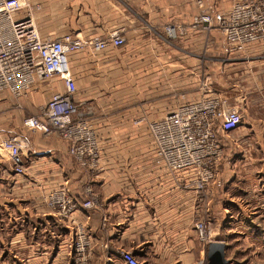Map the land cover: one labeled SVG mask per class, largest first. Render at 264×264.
Segmentation results:
<instances>
[{"label": "crops", "instance_id": "crops-1", "mask_svg": "<svg viewBox=\"0 0 264 264\" xmlns=\"http://www.w3.org/2000/svg\"><path fill=\"white\" fill-rule=\"evenodd\" d=\"M20 1L34 13L42 39L70 35L99 43L70 54L69 62L74 99L101 145L100 169L84 175L63 141L22 124L64 91L59 77L36 79L17 102L1 93L0 142L19 137L25 148L21 175L0 149V264H72L74 221L91 237L92 264H122L120 251L141 264L207 263V247L194 230L200 219L210 223L213 242L225 245L228 264H264V186L238 172L239 163L249 164L236 151L240 145H225L232 155L225 154L217 168L222 187L202 200L185 188L189 173L171 174L156 155L146 125L172 112L182 97L194 102L206 95L207 53H213L212 83L227 88L230 79V91L215 86L213 96L248 116L253 102L264 101V84L257 90L252 84L264 78V47L233 55L216 30H191L198 0ZM203 1L221 7L217 0ZM167 27L175 29V38ZM115 33L124 37L123 46L110 43ZM246 131H264V122L249 123ZM257 179L264 182V174ZM87 184L95 206L84 211L79 205ZM57 190L78 204L74 220L61 219L46 205Z\"/></svg>", "mask_w": 264, "mask_h": 264}, {"label": "built area", "instance_id": "built-area-1", "mask_svg": "<svg viewBox=\"0 0 264 264\" xmlns=\"http://www.w3.org/2000/svg\"><path fill=\"white\" fill-rule=\"evenodd\" d=\"M198 11L192 16L190 29L208 34L216 30L233 55L244 53L251 45L264 47V0H235L227 9L207 6L197 1ZM28 5L20 0H0V94L7 92L18 101L35 80H47L56 75L64 85L63 92L51 95L37 114L25 118V128L44 135H54L67 146V153L77 168L87 176L100 169L101 145L90 121L80 113V104L74 99L76 85L70 72V54L90 46L92 42L74 36L59 40H45L39 35L33 12L22 9ZM171 38L175 29L167 27ZM125 39L115 33L110 36L114 47H121ZM98 48L99 43L93 42ZM198 101L189 102L184 97L176 108L157 121L147 122V130L156 155L162 159L173 175H191L185 188L198 198L206 200L212 188H221L218 166L225 153V137L241 124L239 109L209 92ZM25 143L19 137H9L0 142V149L9 157L16 175L24 173L21 150ZM80 208L89 211L95 206L90 184L83 190ZM46 205L58 217L74 220L78 204L63 190L52 191ZM72 264H92V241L83 223L73 222ZM194 230L199 243L207 247L213 242L210 223L197 220ZM122 264H141L132 253L120 251ZM195 264H207L205 259Z\"/></svg>", "mask_w": 264, "mask_h": 264}, {"label": "rangeland", "instance_id": "rangeland-1", "mask_svg": "<svg viewBox=\"0 0 264 264\" xmlns=\"http://www.w3.org/2000/svg\"><path fill=\"white\" fill-rule=\"evenodd\" d=\"M218 6H221L222 8H228L232 5V1H225V0H217ZM220 7V8H221ZM213 53H207L206 54V61H207V69H206V75L209 79L206 80L205 84V91L209 92L211 95H213L215 86L217 87H224L226 88V83H217V85L212 83V79L214 77V67L209 60V57H212ZM214 57V56H213ZM227 82V91H230V79ZM255 90H257L260 85L264 84V78H262V75L260 76L259 80H254L252 83ZM213 87V88H212ZM255 90H251L253 93H257ZM224 92L223 94H225ZM262 94V93H260ZM228 96V95H227ZM229 103H231L229 101ZM252 122H264V101H256L252 103V106L250 107V112L248 113V116H243L242 122L239 125V127L230 133H228L225 137V143L227 145H240L239 148H236V151L240 154V157H248L249 158V164H240L238 166V172L242 175V178L245 177V175H249L248 177L251 179V181L256 182V187H263L264 182L261 184L258 183L259 174H264V131L261 132H248L246 131V125ZM246 140V142H244ZM242 142L244 144H242ZM231 149V148H230ZM231 152V151H230ZM225 152L227 155H232V153ZM230 158L229 156H227ZM224 158V157H223ZM254 158V159H252ZM231 159V158H230ZM229 160V159H228ZM231 161V160H229ZM233 165V164H232ZM231 170V169H230ZM236 170V169H235ZM247 173V174H246ZM256 174V176H255ZM244 175V176H243ZM246 178V177H245ZM208 263V262H207Z\"/></svg>", "mask_w": 264, "mask_h": 264}, {"label": "water", "instance_id": "water-1", "mask_svg": "<svg viewBox=\"0 0 264 264\" xmlns=\"http://www.w3.org/2000/svg\"><path fill=\"white\" fill-rule=\"evenodd\" d=\"M207 264H228L225 260V245L220 242H211L207 246Z\"/></svg>", "mask_w": 264, "mask_h": 264}]
</instances>
